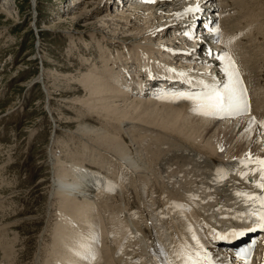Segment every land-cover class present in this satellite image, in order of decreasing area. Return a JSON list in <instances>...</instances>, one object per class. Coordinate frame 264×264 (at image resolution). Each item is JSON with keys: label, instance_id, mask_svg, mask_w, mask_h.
I'll return each mask as SVG.
<instances>
[{"label": "bare ground", "instance_id": "1", "mask_svg": "<svg viewBox=\"0 0 264 264\" xmlns=\"http://www.w3.org/2000/svg\"><path fill=\"white\" fill-rule=\"evenodd\" d=\"M82 3H84L83 8L80 9L79 6ZM71 4L75 7L73 16H65L64 20L58 18L59 22L54 28L45 27L44 30L47 32L55 31L62 27L65 20L74 21L73 25L76 27L78 23L86 20L89 16L95 17L100 14L97 21L86 24L88 26L86 31L77 32L73 29L71 32L80 38L92 33V40L95 41H97L96 36L100 35L99 37H101L97 41L98 43L93 42L90 45V41L86 42L85 51L82 55L91 57L96 49L98 52L99 50L103 52V49L108 52L109 46L116 47V45L123 47L124 52L116 54L111 50L112 53H109V56L104 54L94 68L91 67V63H88L89 73L79 74L74 78L77 85L71 84L74 80L71 82L70 80L73 78L66 80V84H64L65 82L55 84L53 89L62 94L59 96H65L62 98L69 97V100L67 99V102L64 103L69 105L70 109L78 113L79 116L88 119L90 114H95L96 119H107V122L112 126V132L109 131L111 135L104 129L102 130L93 125L91 127L87 126L84 118H76L79 122H76V129L68 134L71 136L70 139L57 142L58 147H61L58 153L65 152L70 146H75L76 141L79 139L82 142L86 140L104 152L118 156L119 160L123 161L125 168L126 165H130L139 169L144 167L138 163L140 159L131 153L134 148L132 147L133 150L130 152L131 148L122 145L123 141L118 136V134L124 133V129H126V135H132L130 142L137 146L139 144L136 143H140L143 136H147L148 140H156L154 135L160 133L158 130L162 133L166 131L170 135H176L185 143V146L180 140V145L168 141L169 134L168 143L162 141L161 148L164 150L158 152L157 149L156 152L148 150L146 147L151 146L152 143L146 146V150L142 154L146 155L148 167L147 170L140 171L142 172L141 176L139 175L140 177L138 176L136 179V181H142L144 184H136L137 186L133 184L135 180L132 179L133 175L131 177L130 173V176L124 173L122 178H115L117 177L116 174L120 172H117V170L124 166H120V168L117 166L116 176L112 174L114 177H110V174H108L107 177L105 176L106 178L102 179V183L97 182L96 187L92 186L96 178L102 176L101 171H110L111 173L117 168L112 164H117L118 158L114 161V158L108 154L95 153V155H92L90 151L84 150L82 153L77 152L80 156L72 160L73 155L71 152L63 154L61 157L58 155V157L56 156V150H53L52 155H49L53 157L56 164L54 165L55 169L54 167L50 168L56 171H52L51 178L54 179L53 181L48 178L50 179V190L46 214L49 215L52 206L53 212L55 214L61 213V215L59 217L54 215V224L57 226L54 228L53 225L55 233L52 232L53 237L50 242L52 244L49 243L44 248V250L46 249V255L49 254L50 258H46L43 264H110L100 255L102 239L95 237L97 229H99L95 221L98 220L97 217L100 215L103 220H111L112 213L115 211L121 212L122 208L113 206L112 212L103 210L99 213L97 212L98 208H96L97 203L103 194L110 192L107 188L118 186L121 191L125 192L126 190L127 192L131 188L129 187L130 183L133 181L134 188L131 191H134L132 194H137L140 205L145 202L146 205L151 206V209L155 207L153 211L156 213L152 215V218H158V221L152 227L147 224L145 216L137 209L139 205L135 206L136 209L131 210V213L129 208L135 195L133 197L127 192L125 209L127 214H123L125 215L124 219L129 220V222L126 220L127 222H123V224L128 228H130L128 224H131L136 231L142 234V239L139 241L137 239H134V242L126 241L124 250L127 254H139L143 260L142 264H148L149 262L145 261V254L148 252L146 245L149 244L150 246V243H148L150 241L157 244V247L154 246L157 249L155 259L152 257L155 260L152 259L153 264H182L179 256L185 250L198 251L201 255L207 253L214 263L218 262V259H221L220 253L226 256L227 252L224 250L219 251L214 245L209 244L210 242L206 236L210 231L209 229L217 226L219 215L231 218V209L234 205L238 207L252 206L253 203L258 205V202L249 201L246 203L237 195L238 193L263 196V193L259 195L261 191L255 186L260 182L259 172L255 171L257 169L255 161L264 159V133L256 125V121L260 123L264 121V0H159L152 4L140 3L139 0H71ZM189 9H192V11H188ZM109 13L112 16L108 18ZM215 17L218 19L216 23H214ZM198 21L201 22V25L204 22H211L210 34H204L205 32L200 29L199 32L195 30L193 38L188 37V31L193 26L196 27ZM98 24L100 26L96 28ZM68 33L65 32L64 34L68 35ZM219 36L220 40H218ZM103 38H106V40ZM208 40L211 41L209 42L210 46L207 47ZM213 40L216 42L214 45L212 44ZM253 41H255L253 46L257 47L256 51L258 48L260 49L259 53L263 61L253 60L254 56L249 52L248 47L249 43ZM100 42H103V44H100ZM93 47H95L94 50ZM132 47L138 48L134 50ZM133 53L136 56L135 60L129 58L130 55L133 56ZM206 53H210V57L205 56ZM225 54L230 56L235 63L239 74L238 81L242 83L243 89L251 93L255 122L247 117L219 120L215 115L200 114L197 101L179 98L178 102L173 104L170 97L165 98L167 93L168 95L171 93L176 95L181 90H184L185 93L190 92V88L185 86H192L197 79L207 80L211 84L218 83L220 80L224 84V89L229 87L237 90V78L230 77L225 71V61L221 59ZM69 60L74 62L72 57ZM117 64L119 65L116 66ZM165 65L171 68L172 71L180 73V79L184 87L183 85L179 86L180 83H167L164 81L158 91H152V94L149 91L148 97H145L146 91L154 89L146 88L143 91L145 94L140 95L138 90H141L142 86L150 87L152 85V83L150 84L145 80L144 74L158 77L156 68ZM74 68H79V66H73ZM20 70L24 72V70ZM59 72L60 69L52 78L56 83ZM132 75H135L137 81L130 78ZM34 81L23 86L32 89L36 84L41 83L40 76L37 81ZM121 83L123 86L120 85ZM45 88L44 90L48 93ZM80 91L84 92L83 97L76 96ZM128 95L130 98H139L137 99L139 101H128ZM13 110V108L9 109L5 115L10 114ZM233 120H237L236 122L241 126H236V129L234 128L232 131V127L235 125ZM101 127L103 128V126ZM117 129L121 130L120 133L117 131L116 137L113 133ZM106 130H110L109 127ZM230 132L234 133L230 137L229 145L224 151L220 152L219 148L222 146L220 140L223 141L221 138ZM176 136L174 137L177 138ZM127 138L129 139V137ZM146 140L143 141L146 142ZM176 140L178 141V139ZM74 153L76 154L75 150ZM249 158L253 160L255 165H246ZM107 160L114 163L111 164ZM223 160L224 163L218 165V162L220 163ZM186 162L190 164L192 171H174L172 168L173 165ZM47 163L51 165L50 162ZM121 163L118 162L119 165ZM87 165L90 167L88 168ZM155 165L158 168H155ZM215 165L217 167L213 168ZM209 167L214 171L206 169ZM125 168L120 170H125ZM71 171H73V175H70ZM149 172H152L151 175L148 174ZM159 173L161 174L160 177L157 175ZM186 173H188L186 181L191 178L198 181V176L199 178L204 177L205 190L207 191L205 198L207 199V195L210 197L201 202L188 199V204L192 203L194 206L202 204L201 206L204 207L202 211H198L199 209L194 211L193 208L188 207L182 200L183 196L178 192L180 181L187 175ZM165 174L172 190H168L169 199H163L162 201L159 199L157 202L153 199L154 193H158L159 190L157 189L161 191L164 189L155 187L157 189L153 191L154 186L152 188L149 185L154 183L158 186V182L155 181L165 178ZM184 179H182L183 182ZM44 181H46L45 178L39 180L40 183ZM164 181L166 182V180ZM147 186L152 188L150 193L152 197L150 198L149 195L150 199L140 201L141 195L139 196V194L144 197L145 192L150 190H147ZM90 193L96 196V199L91 201L94 203L91 209L92 213H90L89 204L91 202H88V197L94 195H90ZM56 199L61 200L60 208L56 206ZM101 202L103 203V201ZM161 203L163 204L161 205ZM215 205L216 207L212 208ZM16 211L13 213L14 218L21 214L20 211ZM191 214L193 215L191 216ZM0 217L2 221L10 220V216L6 214H2ZM142 221L144 222L142 225H145L142 226L143 231L149 228L146 229L147 235L137 226ZM97 222L100 223L99 220ZM11 223L14 224L15 220L0 224V233L4 232V235H1L2 238L0 237V264H11L14 258L12 257L13 253L10 252L11 247L7 243L8 241L5 240V232L11 228L7 225ZM102 225V223L99 224L100 227ZM16 226L19 227L17 224ZM16 226L14 224L11 229H15ZM125 231L127 230L125 229ZM242 234L239 233L233 239L236 240ZM147 236L148 241L145 242L147 239H143ZM193 237H195V240H193ZM16 241L17 237L10 244H15ZM98 242H101V244L99 245ZM103 242L105 243L104 239ZM197 243L200 245L199 248L195 247ZM53 250L57 251V256H52Z\"/></svg>", "mask_w": 264, "mask_h": 264}, {"label": "rangeland", "instance_id": "2", "mask_svg": "<svg viewBox=\"0 0 264 264\" xmlns=\"http://www.w3.org/2000/svg\"><path fill=\"white\" fill-rule=\"evenodd\" d=\"M70 1L71 0H0V215L6 214L10 216L9 221L0 220V224L9 223L15 220V226L16 224L19 225V227L16 226L15 229H11L14 224H8L7 226H11V228H9L5 232V240L8 241L7 243L11 247L10 252L13 253L12 257H14L11 264H43L46 258H50L49 254L46 255V249L44 250V248L52 240V232H54L53 225L54 228L57 226L56 224H54V215H57V217L61 215V213L55 214L53 212L52 206L50 207L49 215L46 214L48 195L50 190L49 183L50 179H52V181L54 180L53 178H51L52 171H56L54 170V165L56 163L53 157H51V152H54L56 150V156L59 155L60 157L63 154L71 152L73 155L72 160H74L75 157L80 156L78 153H82L84 150L90 151L92 155H95V153L110 155L109 153L104 152L103 150L99 149L97 146L86 140L85 142H82L79 138V140L76 141L77 144L75 143V146H70V149L68 148V150H66L65 152L62 151L58 153V150L61 147H58L57 142L59 143L62 140L68 141L71 137L68 134H71L72 131L77 127L76 122H79V120L77 119H86L87 117L79 116L78 113L70 109L69 105L64 103L67 102V99L69 100V97L66 96V98H62L65 96H59L62 94L56 89H53L55 84L61 82H65L64 84H66V80L73 78L70 80V82L74 80L73 82H71V84L77 85V82L74 78L79 76V74L89 73L90 70L87 69L88 63H91V67L94 68L95 65L102 59L104 54L105 56H109V53H112L111 50L114 53L116 52V54H119V52H124V49H122L123 47L116 45V47L109 46L111 49L109 48L110 50L108 49V52L106 49H103V52H100V50L98 52L96 49L97 52H93L91 57L89 55H86L85 57L82 55L85 51L86 42L88 43V41H90V45H92L93 42L98 43L97 41H99L101 37H99L100 35L96 36L97 41H95L92 40V33L87 34L86 37L84 35L80 38L78 37V35H73L75 33L71 32L73 31V29L77 32L86 31L88 29V26H86V24L97 21V17H99L100 14L95 17L89 16L86 20L78 23L76 27L75 25H73L74 21L65 20L61 28H58L55 31H45V27L54 28L55 25H57V23L59 22L58 18H63L64 20L65 16H73L75 7L67 9L69 7ZM83 5L84 3H82L79 8L82 9ZM64 9H66V11H64ZM110 16H112L111 13L107 15L108 18ZM97 26L100 25H96V28ZM196 26V31H199L202 28V25L199 22ZM65 32H69L68 35H65ZM103 39L106 40V38ZM254 42L255 41L249 43V52L254 56L253 60L259 62L263 61L260 57V49L258 48V50L256 51L257 47L253 46ZM100 44H103V42H100ZM133 48L134 50H136L138 47H132V49ZM94 49L95 47H93V50ZM27 53L29 54L27 55ZM130 56L133 58L132 55ZM70 57L74 59V62L69 60ZM73 66H79V68L73 69ZM20 69L24 70V72H21ZM59 69L60 72L58 75V79H56V83V81L54 79L52 80V78ZM39 76L41 79V83L36 84L32 89L23 86H26V84L31 81H37V78ZM44 87H46L45 89L48 91V93L44 90ZM76 96L83 97L84 92L80 91ZM76 96L75 99L77 98ZM127 99L131 102L139 101L137 100L139 98H130L129 95ZM11 108H13L14 110L10 114L5 115L6 112ZM95 119L96 115L90 114V116H88V119H86L85 124L90 127L93 125L94 127L101 128L102 130L104 129V131H108V133L111 134L112 126H110V124L107 122V119H96V121ZM233 121L235 125H233L232 131L234 128L236 129V126H239V124L236 122L237 120ZM101 126H103V128ZM108 127L110 130H106L108 129ZM120 130L117 129L113 133V135L116 136L118 132L120 133ZM125 131L126 129H124V133H121V135L118 134V136L121 137L120 139H122L123 141L122 145L129 146V149L131 148L129 150L130 152L134 148V151H132L131 153H133L140 159V162L138 163L144 168L136 169L129 164V166L126 165L125 168L123 161L121 160V163L118 156L111 154L110 156L114 158V161L118 158V161L116 160L117 164H115L114 162H112L114 163L112 164L109 160L107 161L110 162L114 167L119 166L120 168V166H124L122 168H125V170L123 169L121 171L120 169L122 168L118 169L117 167L111 173L110 171H101V173L104 177H107L108 174H110V177H114L117 175V177L115 178L118 179H120V177L122 178L124 173H127V175L130 173L131 177L133 175L132 179L135 180V183H133L134 181L130 183L129 187L131 188L128 187L129 190L127 188V192L130 193V195H132L133 197L135 195L136 198L132 197V200L134 201L136 199V201H132V205L129 208V211L131 212V210H135V206L139 205L137 209H139L140 212L145 216L147 224L152 227L158 221V218H152V215L156 213L153 211L155 207L151 209V206L146 205L145 202L143 203V205H140V202H138L137 200V194H132L134 190L131 191V189L134 188L133 184H135V186H137L136 184H144V182L142 181H136L138 176H141L142 172L140 171H145L148 167L146 155H143L142 152H144L146 148H148V150L150 151L153 150L155 152L157 149L158 152L159 150L163 149L161 148L163 142L168 143V141H172L176 142L178 145L182 143L184 146L185 143H183V141L176 135H170V133L163 131V133L165 134L164 135L162 131L158 130L160 132V135L157 134L158 137L154 133V137L156 140H148V138H146L147 136H143L142 141L140 143H136L139 144L137 146L130 142L132 135H126ZM233 133L230 132L229 134L224 135V137L221 138L223 141L220 140V143L222 144V146H220L219 148L221 150L220 152L224 151L227 148V146L229 145L230 137ZM163 136L164 138H166L165 140H162L164 139ZM174 136H176L177 138H175ZM127 137H129V139ZM176 139H178V141ZM143 140H146V142H144ZM179 140L180 142H182L180 143ZM170 142L169 144H171ZM150 143H152L151 146H149ZM74 150L76 151V154L74 153ZM147 151L146 153L148 156ZM47 162H50L51 165H48ZM118 162L121 164L119 165ZM89 163L90 161L88 162V164ZM221 163L223 164L224 160L220 161V163L218 162V165H221ZM189 165L190 164H188V162L178 163L176 165H173L172 168L174 169V171H192V168ZM87 166L88 168L90 167L89 165ZM185 166H187L188 169ZM50 167H54V169H51ZM215 167H217V165H215L213 168ZM155 168L158 167L155 165ZM133 169L134 171H132ZM206 169H209V171H214L213 169H211V167ZM116 170L117 172H120L116 174ZM127 170L128 172H126ZM67 172H69V170H67ZM72 172L73 171H71L70 175H73ZM151 173L152 172H149L148 174L151 175ZM112 174H114V176ZM186 174L187 175L182 178H185V181L183 182L182 179L180 181L181 187L179 186L180 189L178 190V192L183 196L182 200L188 207L193 208L194 211H197L198 209V211H202L204 210V207L201 206L202 204H200V206H194L192 203L188 204V199L198 202L204 200L207 192L205 190L206 185L204 177L202 176L201 178H199L198 176V181H195L193 178L188 179L189 181H186L188 173ZM157 175L159 177L161 176L160 173ZM44 178L46 179V181L40 183L39 180ZM164 180H166V182ZM155 182H158V186H156L157 184L154 183H152L153 185L150 184L149 186H152V188L153 186L154 188L161 187L164 190L161 191L157 188L153 189V191L156 189L159 190L158 193H154L153 199L157 202L159 201V199L161 201L163 199H169L168 190L171 191L172 189L169 187L170 182H168L167 176L165 178L163 177V179H158ZM166 183L168 186L166 185ZM161 184L163 185V187ZM149 186H147V190L150 189V192L146 190V195L144 194L145 198L142 197V194H139V196L141 195L140 201L152 197L150 194L152 188ZM119 192H107L106 194L101 196V198H99L100 201L97 203L98 205L96 208H98L97 212L99 213H101V211L103 210L112 212L113 206H120L122 208L121 212L115 211L112 213L111 220H103L101 215L98 216V220L103 224L101 227L99 226L100 223L97 222L98 220L95 221L99 228L97 229V234L95 237H99L100 239H102L100 255L110 264H142L143 260L141 259L139 254L130 255L127 254L124 250L126 241L129 240L130 242H134V239H137V241H139L142 239V234L139 231H136L135 228L131 226V224H128L130 228L123 224V222H129V220L124 219L128 194L126 190V193L124 191H121L120 193ZM90 195L94 194L90 193ZM88 199V202H91L96 199V196H89ZM101 201H103V203ZM60 202V199H56L55 201L58 208L61 207ZM93 204V202L89 204L90 213H92L91 209ZM162 204L163 203H161V205ZM214 207H216V205L212 206V208ZM15 211L21 212V214H19L20 216H18L17 218H14L13 216V213ZM211 212L212 210L210 211V213ZM192 215L193 214H191V216ZM142 224H144L143 221L137 226L143 231L144 228L142 226L145 225ZM125 229L127 231H125ZM146 229L148 230L149 228ZM146 229L143 231L145 235H147ZM1 235H4V232L0 233V237L2 238ZM15 237H17L16 243L10 244ZM147 238L148 236L145 237L144 240ZM103 239L105 240V243L103 242ZM146 241H148V239L145 240V242ZM98 243L99 245L101 244V242ZM148 243H150V246L149 244H147L148 246L146 245V250L148 252L145 254V261L147 260L149 262H147L148 264H153L157 249L154 246L156 245L157 247V244H155L156 242L151 243L150 241ZM51 244L52 243H50V245ZM153 250H155L154 254ZM55 251L56 250H53L52 256H57V251ZM135 258H137L138 261H135Z\"/></svg>", "mask_w": 264, "mask_h": 264}, {"label": "snow or ice", "instance_id": "3", "mask_svg": "<svg viewBox=\"0 0 264 264\" xmlns=\"http://www.w3.org/2000/svg\"><path fill=\"white\" fill-rule=\"evenodd\" d=\"M145 2H154V0H145ZM188 11H192L189 9ZM225 61V71L230 77H236L237 83L238 81V71L236 70L235 63L232 61L231 57L225 54L221 57ZM197 104L200 109V114L203 115H216L221 112L226 111H243L246 109V103L244 108H241V105L238 101V93L235 88L226 87L224 92L221 93L218 90H212L206 93L202 98L197 99ZM253 122H255L253 118ZM261 127H264V122H261ZM249 162L251 158H249ZM257 165V169L255 171L259 172V183L255 186L260 189L261 192H264V159H259L255 161ZM255 174V173H253ZM247 175V174H246ZM240 196L246 203L249 201L258 202L252 204V211L244 214H241V217H254V222L258 223L260 228H264V196H253L247 193L237 194ZM259 209L257 211L256 209ZM195 240V237H193ZM195 247L199 248L200 245L197 243ZM179 259L182 261V264H211V258L208 256L207 253L201 255L200 252H192V251H183L182 254L179 256Z\"/></svg>", "mask_w": 264, "mask_h": 264}]
</instances>
